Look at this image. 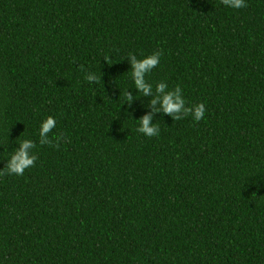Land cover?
Segmentation results:
<instances>
[{
  "label": "trees",
  "instance_id": "16d2710c",
  "mask_svg": "<svg viewBox=\"0 0 264 264\" xmlns=\"http://www.w3.org/2000/svg\"><path fill=\"white\" fill-rule=\"evenodd\" d=\"M152 52L200 121L138 94ZM0 264H264V0H0Z\"/></svg>",
  "mask_w": 264,
  "mask_h": 264
},
{
  "label": "clouds",
  "instance_id": "9594fccd",
  "mask_svg": "<svg viewBox=\"0 0 264 264\" xmlns=\"http://www.w3.org/2000/svg\"><path fill=\"white\" fill-rule=\"evenodd\" d=\"M222 3L229 8L240 9L246 7V0H222ZM159 52H152L138 58L133 53H128L127 57L130 64V76L132 84L139 95L152 94L151 103L159 104L158 108L153 111H162L165 114L172 116L174 120H180L191 115L194 121H200L205 114V105L203 102H198L192 106H186V101L182 94V89L177 85L174 89L169 90L168 85L164 81L157 82L155 86L149 83L146 79L149 73L160 63ZM84 79L90 83L100 80V76L94 71H87ZM137 98L131 94H125V101L131 102ZM138 132L147 137L158 136L159 129L155 123H151L152 115L145 114L138 120ZM56 127V120L52 116H47L41 120L38 133L40 144H50L49 133ZM59 139V138H57ZM35 144L28 139L19 142L18 147L13 150L6 160L4 171L8 174L23 175L25 170L32 167L37 159L33 149Z\"/></svg>",
  "mask_w": 264,
  "mask_h": 264
}]
</instances>
